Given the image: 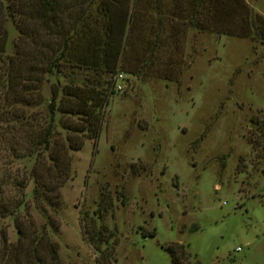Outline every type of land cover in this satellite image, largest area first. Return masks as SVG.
Returning <instances> with one entry per match:
<instances>
[{"label":"rangeland","instance_id":"374dc122","mask_svg":"<svg viewBox=\"0 0 264 264\" xmlns=\"http://www.w3.org/2000/svg\"><path fill=\"white\" fill-rule=\"evenodd\" d=\"M129 1L98 138L68 153L59 207L38 209L29 181L20 217L29 233L46 226L61 264H172L171 245L181 264H264V145L248 139L250 117L264 119V45L206 30L189 0ZM244 1L264 18V0ZM4 28L11 55L17 31ZM46 78L48 98L65 79ZM0 226L14 243L12 219Z\"/></svg>","mask_w":264,"mask_h":264},{"label":"trees","instance_id":"16d2710c","mask_svg":"<svg viewBox=\"0 0 264 264\" xmlns=\"http://www.w3.org/2000/svg\"><path fill=\"white\" fill-rule=\"evenodd\" d=\"M188 4L190 12L197 4L199 13L205 10L206 30L264 45V18L251 20L244 0ZM7 20L17 31L11 55L4 49ZM200 21L193 26L204 29ZM130 22L129 0H0V217L12 219L17 236L9 242L0 226V264H61L46 226L29 233L32 223L20 217L24 189L32 181V200L41 211L43 204L59 207V188L70 177L68 153L99 136ZM49 75L65 82L51 84L46 98L42 86ZM250 123L249 142L264 145V119L251 116ZM23 158H33L29 170L14 167ZM165 249L172 264H181L179 246Z\"/></svg>","mask_w":264,"mask_h":264}]
</instances>
